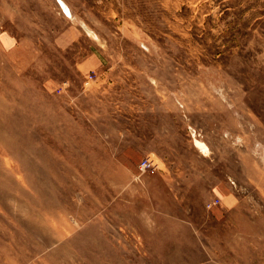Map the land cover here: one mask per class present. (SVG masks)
Wrapping results in <instances>:
<instances>
[{
  "label": "rangeland",
  "instance_id": "obj_1",
  "mask_svg": "<svg viewBox=\"0 0 264 264\" xmlns=\"http://www.w3.org/2000/svg\"><path fill=\"white\" fill-rule=\"evenodd\" d=\"M0 264H264V0H0Z\"/></svg>",
  "mask_w": 264,
  "mask_h": 264
},
{
  "label": "built area",
  "instance_id": "obj_2",
  "mask_svg": "<svg viewBox=\"0 0 264 264\" xmlns=\"http://www.w3.org/2000/svg\"><path fill=\"white\" fill-rule=\"evenodd\" d=\"M155 168H156V165H155V163H154V161L152 159L145 158V159L142 160V162H141V170L143 172L146 171V172L152 173V172H154ZM210 204L211 203H209L208 205L210 206Z\"/></svg>",
  "mask_w": 264,
  "mask_h": 264
},
{
  "label": "bare ground",
  "instance_id": "obj_3",
  "mask_svg": "<svg viewBox=\"0 0 264 264\" xmlns=\"http://www.w3.org/2000/svg\"><path fill=\"white\" fill-rule=\"evenodd\" d=\"M61 7H63L65 9V11L69 12L68 8L64 4L61 3Z\"/></svg>",
  "mask_w": 264,
  "mask_h": 264
}]
</instances>
